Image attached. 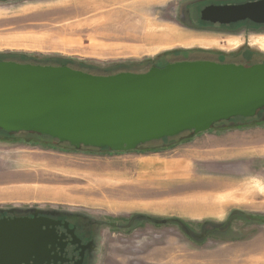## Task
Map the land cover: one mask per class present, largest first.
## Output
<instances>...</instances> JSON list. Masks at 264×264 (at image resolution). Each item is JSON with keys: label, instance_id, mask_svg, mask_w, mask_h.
Masks as SVG:
<instances>
[{"label": "rangeland", "instance_id": "374dc122", "mask_svg": "<svg viewBox=\"0 0 264 264\" xmlns=\"http://www.w3.org/2000/svg\"><path fill=\"white\" fill-rule=\"evenodd\" d=\"M240 1L246 0H0V59L96 74L215 55L247 65L264 61V26L222 28L198 18L209 2ZM128 24L140 26L137 36L126 33ZM220 123L209 132L252 141L250 175H193L190 164L171 169L169 160L193 136L188 132L111 152L0 130V211L98 221L87 264H264V117ZM231 191L239 196L221 209L216 202L214 213L190 214L198 198L212 204ZM206 223L230 229L226 237L208 234Z\"/></svg>", "mask_w": 264, "mask_h": 264}, {"label": "water", "instance_id": "95a60500", "mask_svg": "<svg viewBox=\"0 0 264 264\" xmlns=\"http://www.w3.org/2000/svg\"><path fill=\"white\" fill-rule=\"evenodd\" d=\"M202 17L264 24V0L207 7ZM262 109V62L182 60L143 72L96 74L66 64L0 59V130L45 136L77 150L129 152L252 118ZM43 213L0 217V264L56 263L50 247L58 222Z\"/></svg>", "mask_w": 264, "mask_h": 264}, {"label": "flooded vegetation", "instance_id": "af4514ba", "mask_svg": "<svg viewBox=\"0 0 264 264\" xmlns=\"http://www.w3.org/2000/svg\"><path fill=\"white\" fill-rule=\"evenodd\" d=\"M247 1L253 0H246L240 2H209L205 4L201 9L198 10V18L203 22L209 25H218L222 28H230L231 26L242 25L246 23H251L256 26H264V24H255L249 20L237 21L230 24H223L219 22H212L207 18L204 19L202 17V11L207 7H220L226 5H236L240 3H244ZM238 55V54H237ZM182 60H210L215 62H233V61H225L224 57H220L219 55H215L213 57H198L194 59H176L175 61H182ZM238 61V62H237ZM233 63H242L246 64L244 59H237ZM264 63V61H261ZM169 63V62H167ZM166 64V63H165ZM164 64V65H165ZM252 64V63H251ZM247 65V64H246ZM152 66L161 67L163 65H156L153 64ZM151 67V66H150ZM259 119L264 117V109L258 111L255 115ZM254 116V117H255ZM247 119V118H246ZM235 123H237L235 121ZM246 124V123H243ZM44 212V211H43ZM31 212H19L18 210H13L12 212H8L7 210L0 211V217L2 216H30ZM47 215L49 218L53 219L54 221L58 222V225L55 226L54 232L56 234V242L54 243L53 247L51 248L50 255L57 258L56 263L54 260H51L50 264H87L88 259L90 258L91 251L94 250V238L96 237L97 232L99 231L100 225L98 221L95 220H82L80 216L77 215H68V214H58L57 212H47L43 213ZM231 215V214H230ZM232 217H245V215L241 213H234L231 215ZM145 216L137 215L134 219L139 221V219H143ZM210 224L206 223L201 228L204 233L208 234H219V236L226 237L228 234V229L230 226L226 225L225 223L221 224L220 229L213 228L212 226H208Z\"/></svg>", "mask_w": 264, "mask_h": 264}, {"label": "crops", "instance_id": "0c3cea01", "mask_svg": "<svg viewBox=\"0 0 264 264\" xmlns=\"http://www.w3.org/2000/svg\"><path fill=\"white\" fill-rule=\"evenodd\" d=\"M209 131L193 135L181 145V152L169 160L174 165L171 164V169L190 164L193 175L205 176L209 172L219 176L225 172L241 177L250 175L255 157L252 141L247 136L223 137Z\"/></svg>", "mask_w": 264, "mask_h": 264}, {"label": "bare ground", "instance_id": "6f19581e", "mask_svg": "<svg viewBox=\"0 0 264 264\" xmlns=\"http://www.w3.org/2000/svg\"><path fill=\"white\" fill-rule=\"evenodd\" d=\"M139 27L138 25H130L128 24V27L126 26L125 27V31L126 33H130V36L134 37V36H137V34L135 33H132V32H135V31H139ZM149 30V29H148ZM139 34V33H138ZM144 35H147L145 34L144 32ZM143 35V36H144ZM142 36V35H141ZM150 36V35H149ZM152 36V35H151ZM229 42V41H228ZM233 42V41H232ZM233 43H231L232 45ZM230 45V44H229ZM240 179V178H239ZM240 189V188H239ZM235 192L234 191H231V192H228L226 194H223V195H220V196H217L215 198H213L215 202H212V204H209L208 201L209 198L207 199L206 197H200L197 199V207L198 209H195V210H192L190 212L191 215H194V216H201L203 214H208V213H214L215 212V205H216V202L218 203V206L220 207V209L222 208V205H225L227 202H228V198H230L231 196H235L237 197V195L239 196L238 192H236L237 194H234ZM249 193V192H247ZM252 193V191L250 192ZM242 194V193H241ZM240 194V195H241ZM254 195V194H253ZM233 197V198H235ZM240 198V197H239ZM243 198V197H242ZM249 198V197H248ZM207 202V203H206Z\"/></svg>", "mask_w": 264, "mask_h": 264}, {"label": "trees", "instance_id": "16d2710c", "mask_svg": "<svg viewBox=\"0 0 264 264\" xmlns=\"http://www.w3.org/2000/svg\"><path fill=\"white\" fill-rule=\"evenodd\" d=\"M221 124V123H220ZM239 123L237 122V123H234V125L235 126H240V125H238ZM241 125H244V124H241ZM23 134H29V133H23ZM167 139H165V140H163V141H166Z\"/></svg>", "mask_w": 264, "mask_h": 264}]
</instances>
